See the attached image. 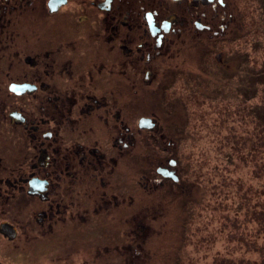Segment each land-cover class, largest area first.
Here are the masks:
<instances>
[{
    "label": "flooded vegetation",
    "instance_id": "obj_1",
    "mask_svg": "<svg viewBox=\"0 0 264 264\" xmlns=\"http://www.w3.org/2000/svg\"><path fill=\"white\" fill-rule=\"evenodd\" d=\"M247 5L0 0V241L117 224L123 209L133 251L136 209H163L188 187L166 87L229 73L223 46L247 35Z\"/></svg>",
    "mask_w": 264,
    "mask_h": 264
},
{
    "label": "rangeland",
    "instance_id": "obj_2",
    "mask_svg": "<svg viewBox=\"0 0 264 264\" xmlns=\"http://www.w3.org/2000/svg\"><path fill=\"white\" fill-rule=\"evenodd\" d=\"M237 8L247 35L218 46L231 55L229 73L166 87L188 187L173 189L163 209H136L145 229L133 251L121 209L117 224L103 219L31 245L0 241V264H264V0Z\"/></svg>",
    "mask_w": 264,
    "mask_h": 264
},
{
    "label": "trees",
    "instance_id": "obj_3",
    "mask_svg": "<svg viewBox=\"0 0 264 264\" xmlns=\"http://www.w3.org/2000/svg\"><path fill=\"white\" fill-rule=\"evenodd\" d=\"M231 258V257H230ZM251 264H259L258 262H255V263H251Z\"/></svg>",
    "mask_w": 264,
    "mask_h": 264
}]
</instances>
